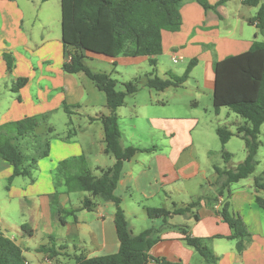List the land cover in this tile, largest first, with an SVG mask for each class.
I'll list each match as a JSON object with an SVG mask.
<instances>
[{"label":"crops","instance_id":"obj_1","mask_svg":"<svg viewBox=\"0 0 264 264\" xmlns=\"http://www.w3.org/2000/svg\"><path fill=\"white\" fill-rule=\"evenodd\" d=\"M53 1L55 0L45 3L0 0V32L5 35L6 42H12L13 45L12 48L7 47L8 49L0 47V56L8 54L12 50L17 53L19 48H23L27 54H30L31 58L27 60L28 64L23 65L21 61L16 62L15 77L18 79L21 78L20 76H26L23 75L26 72H22L24 68L31 69L32 60L37 56L35 52L43 49L41 55H38L37 61L42 62L46 67L44 73L47 74V77L40 76L39 82L45 79L50 83L51 89L61 90V93L55 95L48 102H42L39 99L40 104H44V106L38 107L39 109L44 108V111L41 112L59 113L64 111V104L68 106L81 105V110L85 106L92 108L90 112L93 113L88 116L90 124L99 123L101 122L99 118L104 114V111L107 113V109L102 106L104 111H93L94 109L98 110V105L95 102L96 94L85 85L80 74L69 75L63 71L65 60L62 39H57V36L52 37L51 31L48 29L49 22L42 19L40 12L35 13L30 16V22L33 23L31 30L25 31L24 26L27 18L24 8H35L38 11H43L46 7L56 9L57 4ZM208 1L215 5L222 0ZM258 10L259 8L245 6L243 0H225V3L216 10H205L196 1L184 3L181 7L183 18L181 30L174 33L163 32L162 37V56L176 65L175 70L170 69L167 66L168 63L159 57L157 66L152 68L155 72L160 71L162 74L160 78L163 79L169 78V74L180 77L184 75L189 63L197 59V66L183 87H190L189 82L193 81L196 87L191 86V88L202 94L209 88L213 99L216 62L229 56L243 54L249 51L255 42L264 41V36L258 32L255 26L256 30H252L251 33L246 30L249 21L257 15ZM38 21L42 24V29L48 31L46 35L40 34V42L37 39V33H34L33 30L34 23ZM208 45L214 47V55L209 52ZM46 51L47 53H45ZM178 56L183 59L175 63L174 58ZM95 59H105L115 67L120 65L137 66L142 63L150 65L147 57L120 56L109 59L104 56H92L90 58V60ZM1 61L0 95L3 90L8 93L11 90L7 82V65L5 61ZM154 70L146 75L158 76L155 75ZM28 74L31 76L32 72L29 70ZM142 83L144 84V82ZM26 86L32 87V81H29ZM44 87L47 88L46 85ZM168 90L162 93H166ZM38 97L40 98V93H38ZM4 99H9L10 107L5 111L0 108V126L22 120L28 115V113L24 115L22 108L17 105L20 103L18 97L5 95ZM164 102L163 99H157L153 94H150L147 105L165 109L164 107L168 103ZM2 104L3 100L0 99V107ZM127 105L126 102L123 107L117 110L119 124L122 119L127 118V115H123V108ZM193 106L198 107V101H195ZM127 111L131 121L141 116L135 105ZM219 114L216 113V115ZM190 116L192 117H181L175 109L156 111V114L149 118L148 122L151 132L157 134V138L162 144L154 143L155 145L146 147L136 146L133 142L134 137H138L137 133L135 132L133 137L125 131L122 132V139H126V144L122 142L123 147H140L149 150L138 153L132 161L125 163L115 191V195L122 200V207L132 231L137 235L148 229L153 230V238L157 240L150 251V256L153 259L164 258L167 261L181 262L182 264H206L195 249L185 241L183 229L186 228L192 237L203 239L223 237V239H214L209 242L210 248L218 257L217 264H264V212L256 203V197H264V192L255 190L254 178L258 175L253 174L248 179L231 187L230 210L234 216L241 218L252 235V242L240 255L236 250V241L227 239L232 232L217 212V203L210 207V200L221 198L219 175L215 167L223 170L227 167L213 162L215 154L218 157L219 148L215 143L210 145L202 139L207 134L206 130L210 129V125L203 128L201 127L202 120L196 114ZM227 118L232 121L231 124L235 126L236 130L245 124L239 118H233L231 114H227ZM71 120H73V115ZM135 129H137L136 125H134ZM230 130L236 132L234 129ZM195 133L200 137V145L199 141L197 142L194 138ZM261 136L264 137V125ZM234 138L239 137H233L225 146L227 148L225 151L232 155L233 151L229 147H232L230 145ZM104 139V130L102 129L97 135L90 130L82 134L77 133L73 139L68 141L60 139L52 141L50 155L39 162V170L38 174L34 176V182L28 178L21 180V177H17L10 183L13 167L0 159V183L5 185L6 190L0 196V231L22 249L29 264H67L66 259H71L70 257L60 256L50 259L47 254L38 251L42 246H53V244L59 249L64 248V254L80 255L83 253L88 258L119 252L120 242L114 222L116 212L114 204L99 203L92 212H78L76 214L78 222H74V217H69L66 225H62L57 219H54L51 211L50 196L55 192L60 193V202L65 208L68 206L69 208L79 207L83 201L80 200L77 205L73 203L71 194L67 193L64 179L57 174L62 161L84 155L95 174L99 173L97 169H107L115 164V159L105 154ZM262 146H264V141ZM197 151L198 157L195 155ZM211 153H214L212 157ZM246 156L247 154L244 152L240 163L245 160ZM186 157L189 158V161L186 160ZM259 167H261V162ZM263 171L264 167L260 173ZM204 185H207V191H205ZM195 196L197 198L205 196L209 200H203L195 211L199 215V220L183 215H172L166 221L162 218L149 219L147 217L148 208L172 210L175 206H186V201L192 200ZM130 206L134 211L130 209ZM141 213H144L146 218H139ZM129 217H134V221L137 224H142L144 229L140 232L136 231L134 223L130 221ZM55 225H60L63 228H54ZM22 226H26V229L23 230ZM5 228L11 230L15 237H9L4 232ZM39 237L42 239L41 242L45 243H36L35 240ZM150 264L156 263L152 260Z\"/></svg>","mask_w":264,"mask_h":264},{"label":"trees","instance_id":"obj_2","mask_svg":"<svg viewBox=\"0 0 264 264\" xmlns=\"http://www.w3.org/2000/svg\"><path fill=\"white\" fill-rule=\"evenodd\" d=\"M49 2L52 0H25ZM188 1H196L205 10H216L225 0L212 5L208 0H60L61 2V30L64 48L63 71L69 75L84 74L96 88L105 94L108 115H102L99 120L103 125L105 154L115 159V164L107 169H97L98 174L89 167L84 155L62 161L57 173L64 179L67 193L84 192L87 196L81 206L65 208L60 202V193L50 196L51 211L54 219L66 225L69 217H74L81 211H94L99 203H112L116 207L114 222L120 242L119 252L112 255L88 258L80 255L64 254V248L42 246L39 252L45 253L50 259L60 256L70 257L74 264H182L170 262L164 258L153 259L150 251L157 240L153 238V230H145L134 234L128 222L122 200L115 195L125 163L132 161L138 153L149 151L145 148L123 147L122 131L119 124L117 110L126 104L129 96L140 90L139 81L135 80L123 84L125 91H118L117 79L107 73L95 72L85 62L92 56H104L109 59L117 57H147L149 64L157 66V58L163 54V32H179L183 25L181 7ZM247 7L259 8L257 15L249 21L258 32L264 36V0H243ZM7 69L12 71V58L5 55ZM198 60H192L183 76L169 74L163 79L153 74L144 76V87L163 92L170 88H180L189 80L190 74L197 66ZM28 84V79H19L14 83L12 92L19 93ZM21 101V98L18 97ZM213 106L216 113L228 108L244 119L245 124L236 132L226 127H218L216 134L222 145V158L230 163L231 153L225 151V146L235 136L245 143L246 158L235 168L221 169L215 167L219 175L220 192L223 198L222 206L217 212L231 229L229 240L236 241V250L242 255L252 242V235L248 232L240 217L234 216L230 210L231 187L242 180L248 179L260 165L258 155L262 142L260 136L264 125V41L255 42L249 51L229 56L216 62L215 88L213 92ZM64 104V112L72 116L75 112ZM47 117H25L22 120L0 126V159L13 167L10 183L17 177H24L34 182V171L39 169V161L49 157L50 143L39 148L34 145L35 154L29 155L26 145L31 143L32 135L42 121ZM52 132L53 129L50 128ZM76 132H69L67 139L71 140ZM214 153H211V157ZM257 192H264V171L254 178ZM207 197L200 196L183 207L175 206L172 210L166 208H148L149 219H164L172 215H183L199 220L195 212ZM210 200V207L218 203ZM256 203L264 212V197L257 196ZM23 230L26 226H22ZM185 241L194 248L206 264H217L218 257L209 246L214 238H197L183 229ZM0 264H29L22 249L0 231Z\"/></svg>","mask_w":264,"mask_h":264},{"label":"rangeland","instance_id":"obj_3","mask_svg":"<svg viewBox=\"0 0 264 264\" xmlns=\"http://www.w3.org/2000/svg\"><path fill=\"white\" fill-rule=\"evenodd\" d=\"M33 2H36V1H33ZM53 2L57 4L56 9L54 8L51 9L49 7L48 8L46 7L43 11L41 10L38 11V10H35V8H31L32 9L31 11L30 8L28 9L24 8L25 15L27 18L25 20V26H24L25 31L31 30V26L33 23L30 22L31 21L30 16L35 13L40 12L42 15V19L47 20V22H49L48 29H50L52 33V37L57 36V39L59 40L62 39L60 0H55ZM27 4H32V3H27ZM34 25H35L33 29L34 33H37V39L40 42L41 40L40 34L43 33L46 35L48 31H44L42 29V24L39 21L35 22ZM253 28L254 26L249 24L247 25L246 30L248 33L249 32L251 33L252 30H256L255 28L254 29ZM0 47H3L5 49H8L7 47H10V48L13 47L12 42H9V43L6 42L5 35L1 32H0ZM207 48L209 49V52L211 54L213 55L215 54V52L213 51L214 49L213 46L208 45ZM42 52H43V49L42 51L35 52L37 56H35L32 60L31 69L24 68L22 72H26V74H23L26 76H20L21 78H18V79L15 77L16 76L15 75L16 62L21 61L23 65H25L26 63L28 64L27 60L31 58L30 54H27L23 48H19L17 50V53H14V51L12 50L8 52V54H4L3 55L4 57L0 56L1 58L0 65L2 64L1 60H3V62L5 61L7 65L5 55H8V57L10 56L14 64V67L11 72H9L7 69L8 71L7 72L8 74L7 82L11 90L9 93L3 90V93L0 95L1 97L0 99L3 100V104L1 105L0 108L3 111L7 110L10 107V102H9V99L8 100L4 99L5 95H8L9 97L13 95L14 97H21V101L20 103H17V105L19 106V108H22L24 115L25 113H28V115H30V116L26 115L28 117H32V116L33 117L34 116H38V117L46 116L47 117V120L42 121L39 127L37 128L35 134L32 135L31 143L29 145H26V149L29 150L28 151L29 155L35 154L34 145L36 147L41 148L46 143H51L54 140L60 139V140L68 141L67 136L70 131L82 134L85 131L92 130L97 135V134H100L101 130L103 129V125L101 122L95 123L93 125L90 124L88 116L90 115V113H93V112H90V110L92 109L91 107L85 106L84 109L81 110V105L79 106L71 105V107H77V108H72V110L75 112V114L73 115V120H71L72 116L67 115L64 111H60L59 113H53V114H50L48 112H41V111H44V108L39 109L38 107L44 106V104H40L39 99H41L42 102H48L55 95H57L58 93H61V90L51 89V85L47 80L43 79L41 82H39L40 76L47 77V74L44 73L46 70V67L44 66V64H42V62L39 63V61H37L38 55L40 56ZM45 53H47V51ZM15 54L17 55V57ZM161 56H159V58L162 60H165V62L168 63L167 66L170 69L175 70L176 65L169 62L167 59H164V57L163 56L161 57ZM178 57L182 58L181 56H178ZM64 60L66 61L65 58ZM85 62L88 64V66L93 71L107 73V74L112 75L114 79H117L119 82L117 86L118 91H125V87L123 86V84L125 83L132 82L135 80L139 81V88H140L139 92L133 96L127 97L126 102L128 105L123 108V115H127V118L122 119L121 120L122 122L120 121V124H121L120 128L122 129L121 131L123 133L125 131L129 135L131 134L133 137H134V133L135 132L137 133L138 137H134L135 140L133 142L136 146L140 145L142 147H146V146L155 145L154 143L162 144V142L159 141V139L157 138V134H154L153 132H151L148 119L151 118L153 115H155L156 111L163 112L167 110L172 111L173 109H175L179 113V116L185 117V118L192 117L190 115L196 114L197 117H199L202 120L201 127L203 128H206L207 126L210 125V129L206 130L207 134L202 139L206 141L205 143L210 144V145H213V143H215L216 147L219 148L218 157L215 154V159L213 160V162H215L217 165L220 164V166H226L229 169V168H234L235 166H238L240 161H242L244 152H246L245 147H244V142L239 138H234L230 145L232 147H229V149L233 151L232 152L233 158L230 161V163L224 162L222 158V145L220 143L219 137L217 136L215 132V129L218 127H226L229 129H234L236 131L235 126L231 124L232 121L227 118V114H231L233 118H239V120H241L242 122H245V121L243 118L236 115L228 108L221 109V112L219 111L220 114L218 113L219 115H216V113L214 112V108H213L212 92L210 91L209 88H207V90L203 94L199 93L196 89L191 88V86H195V85L193 81H190L189 82L190 87L172 88L166 91V93L157 92L155 90H150L144 87V84L142 83L143 81H141V80H144V76L146 75V73H150L154 70L153 69L154 67L148 65L147 63H142L137 66L120 65V66L115 67L109 61L105 59H100V60L86 59ZM29 70L32 72V74H30L31 76H28ZM154 73L155 75L162 77V74L160 71L155 72L154 70ZM80 77L83 78L85 85H87V87L90 90H92L94 94H96L95 102L98 105V108H97L98 110L94 109L93 111H104L102 109V106H105L107 109V102H106L105 94L103 92H100L95 87V85L84 74H80ZM24 78L28 79V83L29 81H32L33 86L32 87L25 86V88L22 89V92L20 91L18 94L17 93L14 94L12 92L14 83H16L19 79H24ZM45 85L47 86V88L44 87ZM23 93H25V96H23ZM38 93H40V98L38 97ZM150 94H153V96L156 97L157 99H163L165 101L164 103H168L166 104L167 106L164 107L165 109L161 107L148 106L147 104L149 103V100H150ZM195 101H198V107L196 108L193 106V103ZM145 104L147 106H144ZM134 105L136 106V110L138 111V113L141 114V116L131 121L130 118H128L127 110H129V108H133ZM105 113L106 112L104 111V114L102 115H105ZM106 115H108V109H107ZM134 125L137 126V129L135 130H134ZM50 128L53 129L52 132L50 131ZM194 138L198 142L200 137H198V134L195 133ZM260 141L261 142L264 141L263 136H260ZM122 142L126 144V139L123 138ZM199 145H200V141H199ZM225 149L227 151V148ZM198 151L195 152V155L197 157L199 154ZM186 160L189 161V158L186 157ZM258 160L261 162V167L259 166L257 167L254 175H259L260 170L263 169L264 167V146L260 148ZM38 170L39 169L34 171V176L38 174ZM23 178L24 177H21V180H23ZM204 188L206 189L205 191L208 190L207 185H204ZM5 192H6L5 185L3 186L0 183V196L3 195ZM70 196H71L73 203L77 205L80 202V200L82 201L86 197V193L76 192V193H71ZM196 198L197 197L195 196L192 200L188 199L186 203L187 204L191 203L192 201L196 200ZM130 209L134 211L132 206H130ZM139 218H142V219L146 218V215L144 213H141L139 215ZM129 219L132 223H134L133 225L136 231L140 232L144 229L143 228L144 226L142 224H137L134 221V217H129ZM54 228H63V227L60 225L59 226L55 225ZM4 232L8 234L9 237L11 236L15 237V234H13L12 231L9 230L8 228H5ZM41 241H42L41 237L35 240L36 243L38 242L45 243ZM45 241H48V240H45ZM55 247L59 249L57 246ZM66 261H67V264H74V261L72 262L71 259H66Z\"/></svg>","mask_w":264,"mask_h":264},{"label":"built area","instance_id":"obj_4","mask_svg":"<svg viewBox=\"0 0 264 264\" xmlns=\"http://www.w3.org/2000/svg\"><path fill=\"white\" fill-rule=\"evenodd\" d=\"M182 59H183V58L175 57V58H174V62L177 63V62H179V61L182 60ZM222 203H223V198H220V199H219V202L217 203V206H216L217 210L220 209V207L222 206Z\"/></svg>","mask_w":264,"mask_h":264}]
</instances>
